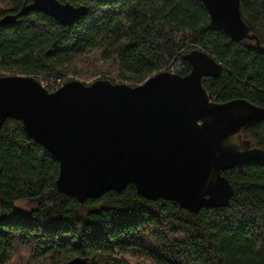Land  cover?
Segmentation results:
<instances>
[{
	"label": "trees",
	"instance_id": "1",
	"mask_svg": "<svg viewBox=\"0 0 264 264\" xmlns=\"http://www.w3.org/2000/svg\"><path fill=\"white\" fill-rule=\"evenodd\" d=\"M84 5L61 25L29 10L0 24V76L31 75L53 91L66 81L138 85L160 71L189 72L183 55L200 48L222 65L203 79L211 100L235 98L264 107V52L233 41L211 24L201 0H59ZM31 0H0V18ZM240 13L264 46V0H240ZM264 148V120L240 131ZM58 161L32 140L21 121L0 129V264H264V162L222 171L233 188L228 204L197 212L149 200L133 184L80 203L57 191ZM35 200L21 212L19 200Z\"/></svg>",
	"mask_w": 264,
	"mask_h": 264
},
{
	"label": "water",
	"instance_id": "2",
	"mask_svg": "<svg viewBox=\"0 0 264 264\" xmlns=\"http://www.w3.org/2000/svg\"><path fill=\"white\" fill-rule=\"evenodd\" d=\"M211 24L233 41L253 40L240 13V0H201ZM84 5L31 0L0 24H14L29 10L49 14L61 25L77 20ZM185 75L160 71L138 85L98 78L71 79L48 91L34 76H0V129L8 118L58 161L55 186L80 203L133 184L149 199L177 202L190 212L222 207L233 194L222 171L251 161L264 162V148L240 131L264 120V107L246 99H210L203 79L222 65L193 48L183 55ZM63 264H88L75 256Z\"/></svg>",
	"mask_w": 264,
	"mask_h": 264
},
{
	"label": "rangeland",
	"instance_id": "3",
	"mask_svg": "<svg viewBox=\"0 0 264 264\" xmlns=\"http://www.w3.org/2000/svg\"><path fill=\"white\" fill-rule=\"evenodd\" d=\"M35 205H36L35 200H29V199L19 200L15 202V207L21 212L29 211L33 209Z\"/></svg>",
	"mask_w": 264,
	"mask_h": 264
},
{
	"label": "flooded vegetation",
	"instance_id": "4",
	"mask_svg": "<svg viewBox=\"0 0 264 264\" xmlns=\"http://www.w3.org/2000/svg\"><path fill=\"white\" fill-rule=\"evenodd\" d=\"M214 101V100H213ZM216 102V101H215Z\"/></svg>",
	"mask_w": 264,
	"mask_h": 264
}]
</instances>
